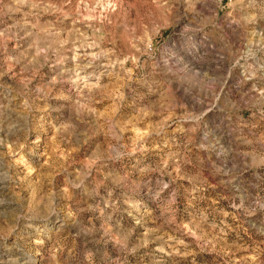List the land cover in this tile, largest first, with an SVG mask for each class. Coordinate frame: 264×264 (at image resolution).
<instances>
[{"label":"rangeland","instance_id":"rangeland-1","mask_svg":"<svg viewBox=\"0 0 264 264\" xmlns=\"http://www.w3.org/2000/svg\"><path fill=\"white\" fill-rule=\"evenodd\" d=\"M0 264H264V0H0Z\"/></svg>","mask_w":264,"mask_h":264},{"label":"bare ground","instance_id":"bare-ground-1","mask_svg":"<svg viewBox=\"0 0 264 264\" xmlns=\"http://www.w3.org/2000/svg\"><path fill=\"white\" fill-rule=\"evenodd\" d=\"M77 76H78V75H77ZM81 81H82V80H81ZM84 83H85V82H84ZM82 85H83V84H82ZM205 93H206V92H205ZM206 94H207V93H206ZM206 94H205V95H206ZM207 95H208V94H207Z\"/></svg>","mask_w":264,"mask_h":264}]
</instances>
